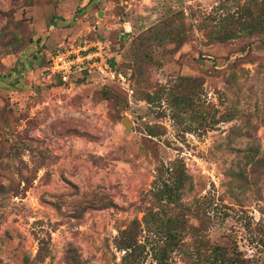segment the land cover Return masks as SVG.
I'll use <instances>...</instances> for the list:
<instances>
[{"label": "rangeland", "instance_id": "374dc122", "mask_svg": "<svg viewBox=\"0 0 264 264\" xmlns=\"http://www.w3.org/2000/svg\"><path fill=\"white\" fill-rule=\"evenodd\" d=\"M261 1L0 0V264H125L148 209L197 227L201 264L215 245L264 264V30L219 35ZM85 40L124 81L47 77Z\"/></svg>", "mask_w": 264, "mask_h": 264}, {"label": "trees", "instance_id": "16d2710c", "mask_svg": "<svg viewBox=\"0 0 264 264\" xmlns=\"http://www.w3.org/2000/svg\"><path fill=\"white\" fill-rule=\"evenodd\" d=\"M245 17L241 13L239 24L231 30H220L219 35L230 36L236 33V30L242 25V30L247 29L249 33L264 30V0L261 1L255 12H250L248 8ZM47 71V70H46ZM182 176V172L180 173ZM183 179L178 177L171 179L168 176L162 180V192L172 203L173 193L183 183ZM192 230L197 233V227L188 223L187 219L177 216L167 217L163 210L148 209L143 216V220H133L130 225L121 230L116 239V246L124 251L122 259L125 264H176L173 254L184 255L195 264L203 263L204 255L196 247L195 250L187 249L185 237L192 234ZM145 233L144 240L139 238L140 234ZM197 238V237H196ZM195 239V238H194ZM150 255L149 262L145 263V258ZM210 258L206 264H252L251 261L242 257L237 250L228 252L227 248L215 245L209 251ZM205 256V255H204Z\"/></svg>", "mask_w": 264, "mask_h": 264}, {"label": "built area", "instance_id": "2783aa9c", "mask_svg": "<svg viewBox=\"0 0 264 264\" xmlns=\"http://www.w3.org/2000/svg\"><path fill=\"white\" fill-rule=\"evenodd\" d=\"M83 45L69 44L55 50L48 58L47 77L66 84L76 73L95 71L101 77L124 81L125 77L106 58L107 42L97 40L90 43L85 40Z\"/></svg>", "mask_w": 264, "mask_h": 264}, {"label": "water", "instance_id": "95a60500", "mask_svg": "<svg viewBox=\"0 0 264 264\" xmlns=\"http://www.w3.org/2000/svg\"><path fill=\"white\" fill-rule=\"evenodd\" d=\"M101 13V12H100ZM100 13H99V15H100ZM122 124H124V126L126 127V128H129V126H130V122H129V120L127 119V118H123L122 119Z\"/></svg>", "mask_w": 264, "mask_h": 264}]
</instances>
